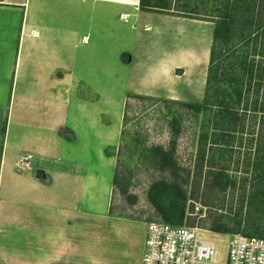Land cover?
Masks as SVG:
<instances>
[{"label": "crops", "instance_id": "crops-1", "mask_svg": "<svg viewBox=\"0 0 264 264\" xmlns=\"http://www.w3.org/2000/svg\"><path fill=\"white\" fill-rule=\"evenodd\" d=\"M68 1L150 13L139 0ZM64 9L0 0V264H140L146 222L110 211L113 126L98 131L96 97L80 94L92 90L76 76L73 50L88 40L66 34ZM174 52L135 58L137 94H153L178 67L196 68L192 50ZM24 156L30 169L16 172Z\"/></svg>", "mask_w": 264, "mask_h": 264}, {"label": "rangeland", "instance_id": "rangeland-1", "mask_svg": "<svg viewBox=\"0 0 264 264\" xmlns=\"http://www.w3.org/2000/svg\"><path fill=\"white\" fill-rule=\"evenodd\" d=\"M214 2L181 0L179 6L184 5L192 14H171L173 16L169 18L158 13H137L138 16H134L133 10L120 11L99 4L93 7L68 0H44L46 4L64 5L61 13L64 17L60 18L65 22L66 34L73 28L75 32L78 30L81 35H87L88 42L73 50L78 57L73 65L82 85L92 90L90 93L81 91L80 94L96 97L97 130L108 132L113 126V146L109 148L116 159L112 214L146 223L158 221L147 201L146 192L154 182L168 181L171 174L161 168L156 148L170 154L181 177L185 179L189 174V182L191 180L197 162L198 136L212 115H195L184 104L200 103L203 97L218 4L214 6ZM121 13L128 15L120 17ZM153 40L158 46L153 45ZM259 45L260 39L256 47ZM69 48L72 50V46ZM181 50L193 51L196 68L186 71L178 67L169 75L162 76L160 87L151 95L135 92L136 86H142L140 80L143 78L138 79L131 73L137 56L149 58L152 52H160L163 57V51L166 54L176 51L179 56ZM255 59L257 61L258 58ZM255 85L252 83L251 91ZM21 94L17 92V96ZM254 98L253 93L248 98L247 107H239V130L228 140L229 145L211 148L214 150L206 153L205 161H210L213 170L208 172L209 165L203 163L204 183H200L197 199L188 200L183 220V224L207 232L205 237L215 244L222 262L230 237L235 234L212 233L208 226L215 216L231 220L237 214L241 217L248 215L246 199L253 189L252 184L257 185L251 166L254 146L262 125L264 131V98L258 101L256 110L253 108ZM260 104H263L262 108ZM99 121H103V125L99 126ZM173 128L177 130L176 135ZM224 140L227 141L226 138ZM222 167L226 169L228 181L234 183L225 191L212 187L214 176ZM106 177L107 180L112 179L108 174ZM189 182L185 183L188 195L194 185ZM189 219H193L194 225L187 224Z\"/></svg>", "mask_w": 264, "mask_h": 264}, {"label": "trees", "instance_id": "trees-1", "mask_svg": "<svg viewBox=\"0 0 264 264\" xmlns=\"http://www.w3.org/2000/svg\"><path fill=\"white\" fill-rule=\"evenodd\" d=\"M180 1L139 0L138 9L142 12L158 14H192L183 7L184 5L179 6ZM214 1V6L218 4L214 16L203 97L200 103L184 104L195 115H212L211 119H208L207 126L203 127L198 136L196 168L192 171L189 182V174L185 179L181 177L172 156L156 148L157 151L159 150L161 168L170 171L171 178L168 181L154 182L146 192L147 201L155 211L156 220L173 226L183 224L188 200L197 199L200 183H204L201 173L203 163L209 165L208 172L213 170L210 168V161H205L206 153L214 150L211 148L218 149L229 145L228 140L239 130V107H247L251 94L254 93L255 96L253 107L255 110L259 104L258 101L264 98V0ZM258 39H260V45L256 47ZM255 58H258L257 61ZM252 83L256 84L253 91H251ZM262 126L255 141L251 164L254 171L253 180L257 181V185L252 184L253 189L246 199L248 215L241 217L237 214L231 220L215 216L208 226L209 232L225 235L239 233L247 237L264 239V131ZM173 133L175 135L177 133L175 128ZM225 172L226 169L222 167L212 181V187L219 191H225L231 184ZM205 178L207 180V177ZM188 182L194 184L189 195L185 189V183ZM115 183L116 179L113 178V185ZM231 185L234 186V183ZM187 224L194 225L193 219H189Z\"/></svg>", "mask_w": 264, "mask_h": 264}, {"label": "built area", "instance_id": "built-area-1", "mask_svg": "<svg viewBox=\"0 0 264 264\" xmlns=\"http://www.w3.org/2000/svg\"><path fill=\"white\" fill-rule=\"evenodd\" d=\"M30 156L21 157L16 169H30ZM207 232L185 224L169 225L160 221L145 225L140 264H264V239L235 234L230 237L223 262Z\"/></svg>", "mask_w": 264, "mask_h": 264}]
</instances>
